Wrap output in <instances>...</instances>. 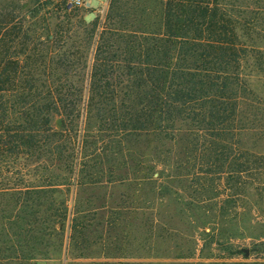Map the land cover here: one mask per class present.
Wrapping results in <instances>:
<instances>
[{"label":"trees","instance_id":"16d2710c","mask_svg":"<svg viewBox=\"0 0 264 264\" xmlns=\"http://www.w3.org/2000/svg\"><path fill=\"white\" fill-rule=\"evenodd\" d=\"M66 4L0 0V264L62 253L86 229L70 188L137 178L118 169L237 212L264 182V0H109L91 25Z\"/></svg>","mask_w":264,"mask_h":264},{"label":"rangeland","instance_id":"374dc122","mask_svg":"<svg viewBox=\"0 0 264 264\" xmlns=\"http://www.w3.org/2000/svg\"><path fill=\"white\" fill-rule=\"evenodd\" d=\"M59 2L54 6L60 9ZM91 7L79 8L73 22L83 18L91 25L97 17L104 22L109 0H91ZM66 8L73 9L70 4ZM56 13L62 17L49 19L52 28L66 22L63 12ZM128 23L143 24L132 19ZM258 87L264 88L261 82ZM261 146L264 151V140ZM150 158L146 150V164ZM118 160L113 161L115 167ZM127 160L132 166L130 156ZM131 170L118 169L116 176L136 179L70 188V209L82 210L77 216L86 229L73 240L68 229L62 253L36 264H264V246H256L261 237L264 240V182L246 184L244 193L235 197L237 212L221 215L215 204L227 196L223 185L220 196L218 184L204 188L203 194L196 184L138 188L150 183H140L143 174L131 175Z\"/></svg>","mask_w":264,"mask_h":264},{"label":"built area","instance_id":"2783aa9c","mask_svg":"<svg viewBox=\"0 0 264 264\" xmlns=\"http://www.w3.org/2000/svg\"><path fill=\"white\" fill-rule=\"evenodd\" d=\"M67 4H70L71 7H79V8H86L90 9L91 7V0H66Z\"/></svg>","mask_w":264,"mask_h":264},{"label":"water","instance_id":"95a60500","mask_svg":"<svg viewBox=\"0 0 264 264\" xmlns=\"http://www.w3.org/2000/svg\"><path fill=\"white\" fill-rule=\"evenodd\" d=\"M56 125H57L59 128L62 127V119H61V118H58V119H57ZM247 253H248V251H247Z\"/></svg>","mask_w":264,"mask_h":264}]
</instances>
